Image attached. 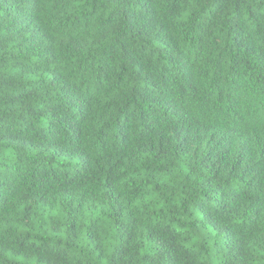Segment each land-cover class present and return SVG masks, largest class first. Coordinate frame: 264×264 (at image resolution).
<instances>
[{
  "label": "trees",
  "instance_id": "1",
  "mask_svg": "<svg viewBox=\"0 0 264 264\" xmlns=\"http://www.w3.org/2000/svg\"><path fill=\"white\" fill-rule=\"evenodd\" d=\"M0 264H264V0H0Z\"/></svg>",
  "mask_w": 264,
  "mask_h": 264
}]
</instances>
